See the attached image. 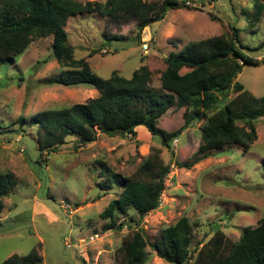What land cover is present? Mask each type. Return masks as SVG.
<instances>
[{"label": "rangeland", "instance_id": "rangeland-1", "mask_svg": "<svg viewBox=\"0 0 264 264\" xmlns=\"http://www.w3.org/2000/svg\"><path fill=\"white\" fill-rule=\"evenodd\" d=\"M198 7V11L169 10L165 19L143 29L136 21L86 13L70 17L66 30L75 57H89L88 62L101 77L117 71L130 78L151 61V86L159 89L164 56L202 38L231 36L234 26L245 53L261 60L259 65H244L236 78L245 89L263 97L264 0H217ZM116 34L125 39L106 38ZM52 45L53 36L35 38L15 61L0 64V171H13L18 181L0 212V262L38 247L45 264H121L119 248L127 235L143 227L152 244L160 240L163 229L182 218L192 225L190 249L195 255L217 229L226 234L228 242L237 243L246 227L258 224L264 215V117L254 122L257 137L248 151L239 144L211 149L210 156L192 169L179 168L175 160L194 157L211 112L173 142L174 158L162 138L152 137L145 128L134 137L98 131L97 140L86 145L69 136L58 151L42 154L32 117L98 95L90 85L50 83L62 70L53 57ZM234 96L231 93L227 99ZM185 111L172 106L159 127L179 128ZM238 124L245 126L242 121ZM152 147L161 148L164 162L172 165L159 207L141 219L132 210L120 214L122 229L104 231L109 220L99 214L122 191L111 179L113 173L132 175ZM146 253L144 264H170L151 247Z\"/></svg>", "mask_w": 264, "mask_h": 264}, {"label": "trees", "instance_id": "trees-1", "mask_svg": "<svg viewBox=\"0 0 264 264\" xmlns=\"http://www.w3.org/2000/svg\"><path fill=\"white\" fill-rule=\"evenodd\" d=\"M216 1L0 0V64L15 61L35 38L53 36V57L62 70L50 83L68 87L85 84L98 91L96 97L86 102L50 108L32 117L31 126L37 128V143L42 154L58 151L69 136L86 145L97 140L98 131L109 136L134 137L142 126L152 137L160 136L174 158L173 142L184 130L203 119L206 112L211 113L207 116L199 148L190 161L175 160L179 168L192 169L210 156L211 149L222 150L239 144L248 151L257 137L254 122L264 117V96L258 98L236 77L244 65H259L261 60L245 53L236 27H231V36L202 38L164 56L159 89L151 86V61L142 64L130 78L117 71L108 78L101 77L86 58L75 57L66 30L70 17L86 13H98L116 21H136L138 28L143 29L163 20L169 10L198 11V5ZM106 38L125 39L117 34L106 35ZM231 93L235 96L227 99ZM172 106L185 108L184 123L174 130L159 127L160 119ZM241 121L245 126H239ZM21 122L25 123L26 119L21 118ZM171 167L164 162L161 148L152 147L132 175L113 173L111 179L122 191L99 214L109 220L103 230H121L124 223H118V217L130 210L141 219L157 209ZM17 184L13 171H0V212L5 207V198ZM192 239L193 228L187 218L163 229L160 240L152 244L144 228L139 227L122 241L121 264H144L147 247L170 264H264V215L256 226L243 230L237 243L228 242L226 234L217 229L193 255ZM0 264L45 263L39 248L35 247L25 255L13 254Z\"/></svg>", "mask_w": 264, "mask_h": 264}, {"label": "built area", "instance_id": "built-area-1", "mask_svg": "<svg viewBox=\"0 0 264 264\" xmlns=\"http://www.w3.org/2000/svg\"><path fill=\"white\" fill-rule=\"evenodd\" d=\"M190 3V2H188ZM143 49L146 51L148 49V45L146 43L143 44Z\"/></svg>", "mask_w": 264, "mask_h": 264}, {"label": "crops", "instance_id": "crops-1", "mask_svg": "<svg viewBox=\"0 0 264 264\" xmlns=\"http://www.w3.org/2000/svg\"><path fill=\"white\" fill-rule=\"evenodd\" d=\"M164 19H165V18H164ZM87 59L89 60L90 58L88 57ZM95 97H96V96H95ZM140 128H144V127L141 126ZM145 130H146V129H145Z\"/></svg>", "mask_w": 264, "mask_h": 264}, {"label": "water", "instance_id": "water-1", "mask_svg": "<svg viewBox=\"0 0 264 264\" xmlns=\"http://www.w3.org/2000/svg\"><path fill=\"white\" fill-rule=\"evenodd\" d=\"M222 58H223V57H222ZM239 75H240V73L237 74V76H239Z\"/></svg>", "mask_w": 264, "mask_h": 264}]
</instances>
